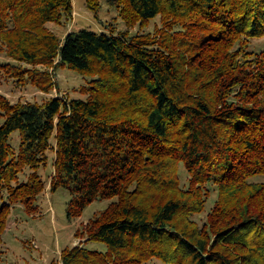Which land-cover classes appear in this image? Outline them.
Instances as JSON below:
<instances>
[{
	"label": "trees",
	"instance_id": "trees-1",
	"mask_svg": "<svg viewBox=\"0 0 264 264\" xmlns=\"http://www.w3.org/2000/svg\"><path fill=\"white\" fill-rule=\"evenodd\" d=\"M108 1L130 22L161 15L160 38L80 28L62 39L48 23L72 17V0H0V48L10 58L59 59L91 77L86 99L41 105L0 94V193H8L0 242L15 203L36 209L45 188L38 168L54 138L51 188L73 195L68 216L115 199L84 233L106 251L75 245L63 264H264V182L251 180L264 175V48L249 49L264 37V0ZM96 2L87 0L92 10ZM26 167L33 171L21 181ZM209 183L218 199L201 226L193 215L205 210Z\"/></svg>",
	"mask_w": 264,
	"mask_h": 264
},
{
	"label": "rangeland",
	"instance_id": "rangeland-1",
	"mask_svg": "<svg viewBox=\"0 0 264 264\" xmlns=\"http://www.w3.org/2000/svg\"><path fill=\"white\" fill-rule=\"evenodd\" d=\"M97 10H92L87 0H72L74 8L72 17L61 22H50L48 26L62 39L71 30L88 28L95 31L128 33L160 38L164 26L163 17H157L141 23L130 22L122 14V7L111 4L108 0H96ZM126 13V12H125ZM175 30H183L177 24ZM1 45V43H0ZM264 48V37L249 40V49L258 51ZM14 64L21 68L30 67V72L12 73L5 65ZM17 71V69H16ZM33 71L37 72L33 74ZM47 73L48 76H47ZM45 78H39L41 75ZM35 75V76H33ZM48 77V78H47ZM91 77L70 68L57 59L52 66H31L10 58L4 49L0 48V94L11 102H35L45 104L51 98L58 96L63 100L72 98L86 99ZM53 147L48 152L46 165L38 168L39 175L45 181L44 190L34 200L36 209L28 211L25 204L17 202L13 205L8 224L1 235L0 264H63L62 252L66 248L83 244L91 249L106 251L103 242L88 240L85 235L86 227L92 220L111 206L115 199H98L92 202L81 216L70 218L68 207L73 195L66 188L53 191L51 188L54 176L55 139ZM21 142L20 132L15 131L11 136V144L18 148ZM33 169L26 167L20 173V180L26 181ZM181 186L190 185L191 175L183 162L179 166ZM252 181H263L264 175L251 178ZM209 195L205 210L193 215L201 226L208 221L210 212L218 199V188L209 183ZM8 193H0V205L8 201ZM144 264H169L158 258H152Z\"/></svg>",
	"mask_w": 264,
	"mask_h": 264
}]
</instances>
